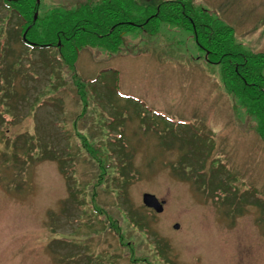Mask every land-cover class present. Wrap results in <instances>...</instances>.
<instances>
[{"label":"rangeland","instance_id":"1","mask_svg":"<svg viewBox=\"0 0 264 264\" xmlns=\"http://www.w3.org/2000/svg\"><path fill=\"white\" fill-rule=\"evenodd\" d=\"M96 1L40 0L38 15ZM193 2L240 52L264 55V0ZM9 7L0 0V264H264V135L194 32L152 21L116 52L83 46L71 69L56 46L26 44ZM253 65L264 75V57Z\"/></svg>","mask_w":264,"mask_h":264},{"label":"trees","instance_id":"2","mask_svg":"<svg viewBox=\"0 0 264 264\" xmlns=\"http://www.w3.org/2000/svg\"><path fill=\"white\" fill-rule=\"evenodd\" d=\"M4 4L25 21L22 26L28 29L33 48L45 52L44 47L56 46L71 69H75L80 48L100 46L116 52L126 31L133 27L152 34L148 27L159 20L192 30L197 45L208 52L207 60L221 64L227 90L256 116L264 135V75L253 65L262 62L264 55L240 52L233 43V29L206 9L196 7L193 0H164L154 6L135 0H98L67 10L52 8L37 19L35 13L41 9L37 0H4Z\"/></svg>","mask_w":264,"mask_h":264},{"label":"water","instance_id":"3","mask_svg":"<svg viewBox=\"0 0 264 264\" xmlns=\"http://www.w3.org/2000/svg\"><path fill=\"white\" fill-rule=\"evenodd\" d=\"M37 1L40 2V0H37ZM37 15H38V12L35 13V18L37 17ZM23 39L27 40L26 33L23 35ZM142 197H143V203L145 206L154 209L156 212L162 211L164 201H160L154 194H151L148 192H145ZM178 226L179 224H175L174 227L177 228Z\"/></svg>","mask_w":264,"mask_h":264}]
</instances>
